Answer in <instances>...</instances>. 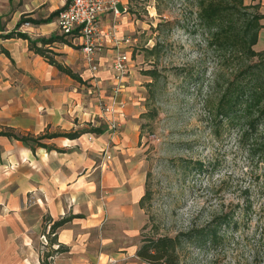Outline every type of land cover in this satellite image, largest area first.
Returning <instances> with one entry per match:
<instances>
[{"label":"crops","instance_id":"1","mask_svg":"<svg viewBox=\"0 0 264 264\" xmlns=\"http://www.w3.org/2000/svg\"><path fill=\"white\" fill-rule=\"evenodd\" d=\"M126 3L119 0V8ZM260 3L264 13V0ZM63 6V0H0V131L36 137L95 126L103 132L41 139L50 148L0 135V264L104 263L108 257L115 264H149L137 255L146 221L140 204L146 177L133 120L137 104L133 90L125 94L132 97L126 105L111 103L110 37L106 52L97 56V71L88 66L78 38L45 45L80 78L75 79L30 50L26 39L2 36L22 15L43 19ZM57 15L20 30L32 39L61 35ZM110 16L100 18L105 31ZM259 44L264 49V27L254 46ZM110 103L113 114L102 111ZM113 117L119 126L111 130ZM63 217L68 220L50 230ZM42 237L47 244L39 242ZM60 245L62 251H56Z\"/></svg>","mask_w":264,"mask_h":264},{"label":"rangeland","instance_id":"2","mask_svg":"<svg viewBox=\"0 0 264 264\" xmlns=\"http://www.w3.org/2000/svg\"><path fill=\"white\" fill-rule=\"evenodd\" d=\"M199 1L127 0L126 11L116 18L117 34L129 35L131 44L123 48L129 70L117 95L121 101L115 100L126 105L132 97L125 94H135L137 157L149 192L140 238L174 237L236 208L238 227L225 232L222 244L199 248L182 242L176 249L178 262L264 264V162L240 146L226 125L215 132L209 120L211 102L218 96V85H212L216 78H228L233 61L225 63V56L206 45L196 16ZM256 3L261 12L260 0H243L244 5ZM29 25L23 23L19 30ZM112 49L107 66L113 76ZM109 94L114 95L112 90ZM193 162H202L204 171L198 173Z\"/></svg>","mask_w":264,"mask_h":264},{"label":"trees","instance_id":"3","mask_svg":"<svg viewBox=\"0 0 264 264\" xmlns=\"http://www.w3.org/2000/svg\"><path fill=\"white\" fill-rule=\"evenodd\" d=\"M198 5L196 16L205 35L203 38L206 45L225 56V63L233 61L227 66L230 70L228 78L221 82L216 78L212 85V87L218 85L216 90L218 96L215 102H211L208 112L209 120L216 126L215 132L226 125L235 133L240 146L247 147V151L252 156L257 155L264 162V49L254 48L259 30L264 27L261 23L264 13L258 11V3L244 5L243 0H200ZM57 13L59 12L55 11L43 19H33L22 15L15 29L2 36L26 39L30 50L45 57L60 71L75 79H80L70 68L55 60L52 54H48L51 52L50 49L45 48L46 44L53 41L70 44L67 38L63 35L51 34L46 38L32 39L26 32L19 30L24 22L33 24L49 22ZM84 131L103 132L99 127L90 126L86 130L74 132L45 131L36 137L15 132L13 129L1 130L0 135L50 148L51 146L42 143L41 139L56 136L75 138ZM193 166L198 173L203 172L205 168L202 162H193ZM148 197L149 192L146 190L140 200L142 207L144 200ZM236 213V208L230 212H220L208 225L191 227L185 232L177 233L174 237L160 236L156 239L145 240L141 243L137 255L149 264H179L176 253L178 245L185 242L199 248H206L222 244L225 232L229 230L233 232L238 227L239 220L235 217ZM67 220L68 218L63 217L54 221L50 230L60 227ZM56 251H62L61 245Z\"/></svg>","mask_w":264,"mask_h":264},{"label":"built area","instance_id":"4","mask_svg":"<svg viewBox=\"0 0 264 264\" xmlns=\"http://www.w3.org/2000/svg\"><path fill=\"white\" fill-rule=\"evenodd\" d=\"M64 6L57 15V26L60 34L64 37L78 38L80 40V50L90 68L98 70L96 63L97 56L106 46L105 37L110 36L114 50L116 51L112 59L113 71V102H116L118 94L123 90V82L128 73L129 55L123 48L131 44L129 35H119L116 31V18L126 11L118 7L119 0H63ZM110 13L113 23L105 31L101 25L102 14ZM29 25L30 22H24ZM118 95V96H117ZM102 111L113 113L112 104H102ZM110 128L117 129L119 123L116 119H111ZM105 156V152L104 155ZM110 158L109 155L106 156ZM116 259L108 257L104 263L96 261L87 264H115Z\"/></svg>","mask_w":264,"mask_h":264}]
</instances>
